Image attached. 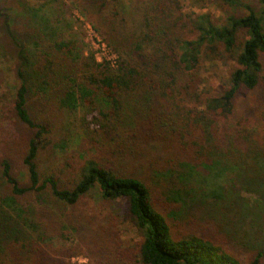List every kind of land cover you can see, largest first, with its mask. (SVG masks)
<instances>
[{"label":"trees","instance_id":"obj_1","mask_svg":"<svg viewBox=\"0 0 264 264\" xmlns=\"http://www.w3.org/2000/svg\"><path fill=\"white\" fill-rule=\"evenodd\" d=\"M32 1L0 4V62L11 64L19 83L11 113L24 132L27 176L26 183L17 176L13 155L1 159L0 264H75L49 244L46 232L58 233V223L63 239L80 233L89 264H264V250L244 263L209 237L176 231L168 215L185 197L186 204L225 198L222 188L200 182L203 173L208 182L224 177L223 156L236 159L251 188H264V128H243L250 118L236 113L242 90H264V0H217L223 22L210 13L186 16L181 0H133L140 31L130 35L120 30L118 6L111 8L119 0H80L93 30L119 54L116 68L66 37L65 5L58 13L53 1ZM205 60L235 63L215 90H200ZM5 80L0 68V87ZM254 104L259 121L264 96ZM84 108L91 121H77ZM77 130L95 153L46 165L45 154L62 153ZM85 198L126 201L117 217L136 228L137 248L108 225L117 226L113 214L95 226L75 216ZM50 202L70 211L56 220ZM257 206L264 210L255 199Z\"/></svg>","mask_w":264,"mask_h":264},{"label":"rangeland","instance_id":"obj_2","mask_svg":"<svg viewBox=\"0 0 264 264\" xmlns=\"http://www.w3.org/2000/svg\"><path fill=\"white\" fill-rule=\"evenodd\" d=\"M11 1L0 0V4L8 7ZM33 1L32 3H35ZM51 1L55 4L54 7L58 9V13L63 9V6L60 7V5L66 6L64 7L63 17L66 18L67 23L64 24L63 32L67 38L82 40V51L86 56L93 54L99 61H104L107 60L108 51V57L119 60V54L113 48L107 46L109 48L107 50L106 47L102 46V43H105V41L93 30L87 21L83 12L85 8H83L80 0ZM256 1L250 0L254 5L257 3ZM38 2L47 3L48 0H39ZM181 4L186 16L210 13L222 22L226 16L225 11L221 9L217 0H181ZM116 5L121 13L120 30L122 33L124 35L138 33L140 31V24L139 16H136L134 10V1L119 0V4H113L111 8H114ZM14 6L16 7V5ZM234 67L235 63L233 61L205 60L200 71V90H215L217 87L224 85ZM0 68L5 70L6 74L5 83L0 87V161L3 157H7L6 155H13L15 159V173L23 183H26L27 176H25V170L21 164L25 148L24 132L17 118L11 113L19 83L14 77L10 63L0 62ZM260 96H264L262 88L255 92L242 90L237 98L236 113L237 115H244L250 118L243 127L249 131H259L264 128V126L260 125L264 123V114L259 115V121L253 119L257 113V110L254 109L259 106L258 104H254V101ZM85 114L86 109H81L76 114L77 121H80L84 117L89 121L92 120V114ZM71 136L67 149L62 153H58L57 156L51 158L45 154L46 165L51 166L52 162L55 165L62 164L64 163V158H72V154L83 158L95 153L94 149L86 148L80 142L83 137L81 131L77 130ZM218 160L219 169H222V171L223 169L226 170L224 177L208 182V178L205 177L209 176V174L203 173L201 174L203 180L200 182L202 185L207 184V186H210L209 189L211 190L222 188L223 190H219L223 191L225 198L215 199L213 196H208L205 197L207 200L202 199V204L199 203V199H197L196 203L192 201L186 204L185 197L184 201H181L182 203L175 204L169 209L168 215L171 216L176 231L196 233L209 237L215 243L234 251L244 263H247L257 251L264 250V210L263 207L258 206L260 211L263 210L262 212L252 208L255 199L261 202V206H264V196H262V189L264 188H257L255 186L251 188L247 182L239 177L238 165L235 158L223 156L218 158ZM154 186L156 187V185ZM5 189L1 185L0 192H4ZM217 197L220 198L221 196L217 195ZM215 200L221 202H215ZM22 203L27 204V202ZM50 203L51 207L54 208L52 210V214L54 213L52 217L56 218V220L57 216L59 219H62V215L70 211V209L65 207L60 208L55 202ZM126 210L127 206L124 200H119L114 205L109 206L108 204L101 205L92 198H85L75 209L74 214L75 216L84 218L86 221H93V226L102 223L105 215L113 214L116 217L117 226L115 227L111 219L107 221L108 225L114 227L115 233L121 237L124 246L137 248V245L140 243V236L136 228L130 221L121 220L117 217L119 215L122 216ZM59 224H56L55 227L58 233L60 231ZM58 233L46 232L49 238H51L49 244L55 247L53 250H59L58 256L75 264L90 263L86 248L82 245L80 233L79 235L76 233L70 234L68 239L59 237ZM52 253H55V251H52Z\"/></svg>","mask_w":264,"mask_h":264},{"label":"built area","instance_id":"obj_3","mask_svg":"<svg viewBox=\"0 0 264 264\" xmlns=\"http://www.w3.org/2000/svg\"><path fill=\"white\" fill-rule=\"evenodd\" d=\"M102 46L105 48H107V50H109V46L108 45H106L105 43H102ZM109 48H108V47ZM98 60V59H97ZM99 61V60H98ZM100 62H102V61H100ZM104 62H107V63H109L110 65H111V67L112 68H116V66H117V64H118V60H117V58H110V57H108V51H107V60H104Z\"/></svg>","mask_w":264,"mask_h":264}]
</instances>
